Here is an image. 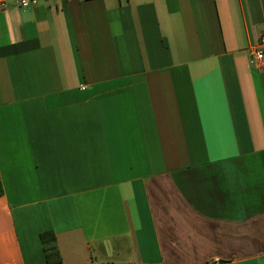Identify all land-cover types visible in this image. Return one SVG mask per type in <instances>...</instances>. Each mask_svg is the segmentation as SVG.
I'll return each mask as SVG.
<instances>
[{
    "label": "crops",
    "instance_id": "0c3cea01",
    "mask_svg": "<svg viewBox=\"0 0 264 264\" xmlns=\"http://www.w3.org/2000/svg\"><path fill=\"white\" fill-rule=\"evenodd\" d=\"M263 32L264 0L0 10V264H264Z\"/></svg>",
    "mask_w": 264,
    "mask_h": 264
},
{
    "label": "built area",
    "instance_id": "2783aa9c",
    "mask_svg": "<svg viewBox=\"0 0 264 264\" xmlns=\"http://www.w3.org/2000/svg\"><path fill=\"white\" fill-rule=\"evenodd\" d=\"M56 1L66 0H0V10H6L14 2L17 7L28 8L36 7L41 3H54ZM253 54L256 64L261 67L264 66V32L260 35L259 41L253 46Z\"/></svg>",
    "mask_w": 264,
    "mask_h": 264
},
{
    "label": "trees",
    "instance_id": "16d2710c",
    "mask_svg": "<svg viewBox=\"0 0 264 264\" xmlns=\"http://www.w3.org/2000/svg\"><path fill=\"white\" fill-rule=\"evenodd\" d=\"M3 193L2 186L0 185V195ZM40 239L44 246L46 259L48 263L60 262V253L58 250L56 236L53 231H47L40 234Z\"/></svg>",
    "mask_w": 264,
    "mask_h": 264
}]
</instances>
